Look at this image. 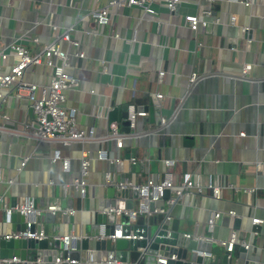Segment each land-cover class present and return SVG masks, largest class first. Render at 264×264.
Listing matches in <instances>:
<instances>
[{
    "label": "crops",
    "instance_id": "crops-1",
    "mask_svg": "<svg viewBox=\"0 0 264 264\" xmlns=\"http://www.w3.org/2000/svg\"><path fill=\"white\" fill-rule=\"evenodd\" d=\"M110 1L0 0V50L10 53L3 70L19 61L11 44L20 43L37 55L55 41L69 51L68 69L80 80L67 92L68 104L78 111L79 127L92 132L87 140L69 142L35 137V112L26 91L16 84L5 88L0 102V173L5 179L0 195L10 207L30 196L36 214L49 205L61 207L66 199L76 209L73 223L65 222L64 211L58 210L54 222L37 221L34 213L33 228L41 224L50 239L71 234L75 241L97 227V213L110 207L109 188L115 185L107 181L108 172L116 183L125 177L135 185L169 172L176 186L191 172L200 178L201 189L187 188L181 196L177 188L166 192L168 205L176 201L171 216L179 219V229L191 238L212 241L209 258L216 264H222L227 251L221 239H229L235 230L238 243L229 264H264V0L250 6L244 0H182L175 10L157 1L156 13L111 6ZM106 6L110 21L99 24L92 11ZM207 9L211 13L202 16ZM187 14H199L208 24L194 30L184 23ZM52 23L80 44L56 38ZM244 26L250 27L247 32ZM79 50L84 57L77 55ZM246 63L252 67L242 75ZM160 71L165 72L161 79ZM52 73L45 63L32 64L23 80L45 84ZM131 105L160 109L153 115L148 110L139 119L140 128L151 132L138 138L120 136L125 135L120 124L109 118L114 107L124 111ZM5 123L30 135L3 130ZM100 149L106 158L99 157ZM57 153L69 159L68 170L62 159L54 160ZM85 154L91 160L87 175L81 170ZM80 177L86 182L85 195L74 185ZM210 181L220 187L219 197L208 186ZM213 211L225 215L211 231ZM256 217L262 221L254 222ZM21 223L19 217L8 222L0 206V241Z\"/></svg>",
    "mask_w": 264,
    "mask_h": 264
},
{
    "label": "built area",
    "instance_id": "built-area-1",
    "mask_svg": "<svg viewBox=\"0 0 264 264\" xmlns=\"http://www.w3.org/2000/svg\"><path fill=\"white\" fill-rule=\"evenodd\" d=\"M157 1H164L171 10H175L179 3L182 0H111L109 5H131L144 8L147 12L156 13L154 8V3ZM212 1V0H211ZM256 0H244V3L247 6L252 5ZM211 13L210 9H207L202 13V16L209 15ZM92 16L95 21L99 24H106L110 21V9L108 6L100 8L98 10L92 11ZM235 16L232 18L235 22ZM184 23L189 25L190 28L197 30L200 26H206L208 24L207 20L201 17L199 14H187L184 17ZM53 24V23H52ZM55 32L56 38H63L69 41L74 45H79L80 43L71 38L70 33L62 31L59 25H52ZM250 27L244 26V32H247ZM117 37L120 36L119 33L115 34ZM34 40H38V37L35 36ZM10 49L13 53L19 56V61L15 63L9 71L3 70V62L8 59L10 53L5 50H0V102L4 97V89L12 84L19 85L20 88L26 91V97L30 101L34 112V120L31 123L32 128L34 129V134L40 136L41 138H51L58 139L62 141L70 140H87L92 137V132L79 127L77 123V109L75 107L69 106L67 92L70 89H75L79 86V78L69 71L70 67V54L69 51L63 50L59 44L55 41L46 45L45 50L37 55L29 54L28 50L20 43H13L10 45ZM77 55L80 57L85 56L83 50H79ZM50 66L53 69L51 80L48 83L40 84L36 82H27L23 80L24 73L29 65L32 64H43ZM252 64L246 63L242 75L247 74L251 69ZM165 74L164 71H160V79ZM196 75H192L191 79L195 80ZM157 96L161 98L162 93H158ZM148 115V112L144 109L138 110L134 105L128 107V119L131 121L132 126H136L137 122L141 117ZM166 122V119L163 120V124ZM113 134H117V126L115 123L112 124ZM118 145L123 146V141L119 140ZM99 157L106 158L107 153L104 149L99 150ZM62 159V165L64 170L69 169V159L67 157H62L59 153L56 154L54 160ZM27 158H24L22 165H25ZM172 161L167 160V164L171 165ZM91 166V160L85 154L81 160V170L83 175L89 174V169ZM107 181L111 184H114L117 188L131 187L137 188L140 190L141 206L139 211H143V203L148 200H157L166 195L167 190L172 188H177L178 195L181 196L184 194L187 188H198L201 189L202 182L198 176H194L191 172H186L183 175L182 184L176 186L171 173H165L163 178L156 180L153 176L150 177L145 183H140L138 185L133 184L132 182H118L116 183L112 179L110 172L107 174ZM4 177L0 173V182L4 181ZM8 182L11 184L14 182L13 179H9ZM74 185L80 190L82 195L86 194V182L83 177L77 178L74 181ZM208 186L212 188L213 194L216 197L220 196V187L215 185L213 181H210ZM69 187L68 184L64 185V189L67 190ZM172 203L174 201H171ZM0 206L6 212V220L11 222V215L15 211H20L25 216V225L24 230H13L5 233V239L11 238H25V237H34V238H47L49 235L46 231L41 229L37 231L33 228L34 220L32 215L38 211L34 208V201L30 196H25L23 202L20 205L15 207H10L7 204L6 198L4 195H0ZM47 210L53 211L56 213L58 210H62L67 213H76L74 208H61L56 205H49ZM104 212L108 214L120 215L122 213L131 214V210L116 208L113 206L107 207ZM136 212H134L135 214ZM229 214H235V211H229ZM225 213L221 211H213L209 216V229L213 231L216 226L217 221L223 217ZM132 216L133 213H132ZM253 221L259 223L262 221L259 217L253 218ZM65 241V250L70 251L73 247L72 240L73 235H57ZM115 238V235L110 236ZM227 248L229 252L228 257L231 258L232 252L236 246L237 242V233L235 230L232 231L229 239H221L220 242ZM244 247L249 248L250 244L247 242L241 243ZM211 255V254H208ZM14 259H17L16 257ZM13 259V260H14ZM10 261V259H0V262ZM57 262H75L69 258L61 259L57 258ZM166 263V259L162 260Z\"/></svg>",
    "mask_w": 264,
    "mask_h": 264
},
{
    "label": "water",
    "instance_id": "water-1",
    "mask_svg": "<svg viewBox=\"0 0 264 264\" xmlns=\"http://www.w3.org/2000/svg\"><path fill=\"white\" fill-rule=\"evenodd\" d=\"M147 108V111H151V115L159 109L154 105ZM127 117L128 106L124 111L114 107L109 112L110 120L117 121L125 133L120 136L138 138L151 132L141 129L139 121L135 127L132 126ZM147 120L148 118H145V121ZM2 128L13 133L30 135L17 130L13 123H5ZM33 135L41 138L34 133ZM120 180L125 182L126 179L121 177ZM110 193H113L109 201L110 206L131 210L130 215L98 212L97 227L85 236L71 241L73 248L70 251L65 250V241L59 237L54 239L49 237L4 238L0 241V259H10V261L0 262V264H216V259L203 255V253L212 254L214 245L212 241L204 236L191 238L179 229V219L171 216L176 201L173 205H168L166 201L169 198L165 195L157 200L144 202L143 211H139L142 198L139 189L111 186ZM67 206L72 207V204L63 199L61 207ZM17 217L22 220V223L14 227V230H24L25 216L20 211H15L11 215V220L14 221ZM36 218L37 221L45 218L54 222L56 213L46 210L44 213L36 214ZM63 219L65 222L73 223L75 217L72 213L64 212ZM35 228L40 231L42 225L38 224L32 229ZM112 235H115V238L110 237ZM228 255L229 252L226 251L222 264H229ZM15 257L17 259H14ZM58 257L69 258L75 262H57ZM161 257L166 259V263L161 261Z\"/></svg>",
    "mask_w": 264,
    "mask_h": 264
}]
</instances>
